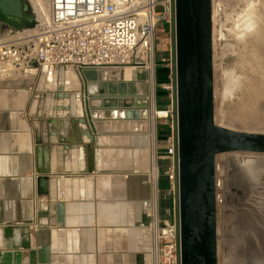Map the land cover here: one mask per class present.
I'll return each instance as SVG.
<instances>
[{
  "label": "crops",
  "instance_id": "0c3cea01",
  "mask_svg": "<svg viewBox=\"0 0 264 264\" xmlns=\"http://www.w3.org/2000/svg\"><path fill=\"white\" fill-rule=\"evenodd\" d=\"M157 65L158 85L164 88L172 83L171 74L168 81L163 70L167 64ZM84 74L100 85L102 98L119 97L121 82L106 81L115 75L105 71ZM82 75L57 68L49 82L39 73L34 90L28 88L31 79L21 84L18 79L0 82V264H121L115 252L123 246L129 251L137 248L133 230L138 221L137 147L145 122L94 120L99 132L91 134L92 141L77 98L83 95ZM44 80L50 85L46 89ZM98 113L103 115V110ZM123 143L130 147L124 175ZM165 148L166 139L161 138L159 150ZM161 165L164 168L166 161ZM40 177L44 179L41 184ZM140 187L146 204L152 188L144 183ZM163 193L173 202L168 190ZM123 196L128 210L125 219L131 227L124 242L120 228ZM60 202L65 205L63 226L58 222ZM43 248L49 249L48 262L42 260ZM130 264H138L137 255L133 260L131 255ZM149 264H154L153 255Z\"/></svg>",
  "mask_w": 264,
  "mask_h": 264
},
{
  "label": "built area",
  "instance_id": "2783aa9c",
  "mask_svg": "<svg viewBox=\"0 0 264 264\" xmlns=\"http://www.w3.org/2000/svg\"><path fill=\"white\" fill-rule=\"evenodd\" d=\"M25 1L34 17L32 26H13L0 17V82L18 79L21 84L31 79L29 90H34L39 73L49 81L57 68L85 73L123 72L132 67L135 74L150 72L154 77L159 26L174 28L175 22V0ZM173 62L171 80L175 76V51ZM171 87L172 83L164 86ZM147 110L154 124L149 132L154 163L148 171L153 194L146 204L148 220L142 227L149 231L154 264H181L176 116L161 152L157 121L168 119L173 109H159L151 103ZM157 159L166 161L164 173L173 197L170 220L160 213L161 169Z\"/></svg>",
  "mask_w": 264,
  "mask_h": 264
},
{
  "label": "water",
  "instance_id": "95a60500",
  "mask_svg": "<svg viewBox=\"0 0 264 264\" xmlns=\"http://www.w3.org/2000/svg\"><path fill=\"white\" fill-rule=\"evenodd\" d=\"M0 17L13 26L34 24L25 0H0ZM213 44V0H175L181 264H218L217 156L229 152L264 153V133L238 131L216 123ZM82 74L83 95L77 98L81 99L84 123L90 128L86 132L92 141L95 137L91 134L99 132L94 120L118 119V111L124 112L121 119L145 121L148 118L144 96L133 94L126 81L118 79L119 97L102 98L100 85ZM98 109L103 110V115ZM43 180L40 177L39 183ZM57 208L58 222L63 226L65 205L60 202ZM165 218L170 220L169 210ZM260 240V243L256 241L259 251L249 264H264V238ZM41 254L42 260L48 262L49 249L43 248Z\"/></svg>",
  "mask_w": 264,
  "mask_h": 264
},
{
  "label": "rangeland",
  "instance_id": "374dc122",
  "mask_svg": "<svg viewBox=\"0 0 264 264\" xmlns=\"http://www.w3.org/2000/svg\"><path fill=\"white\" fill-rule=\"evenodd\" d=\"M249 6H252L251 9ZM263 7L264 0H213L215 120L218 125L238 131L264 133V112H261V108L254 111L250 116L252 118L248 115L249 118L246 121H239L232 115H235L240 109V105L245 102L254 80L253 77L257 74L254 57L259 53L257 40H260L264 33ZM251 10L252 12H250ZM247 17L253 19L254 22ZM244 22L245 26L243 25ZM174 51V28L161 24L156 37V65L162 62L174 70ZM105 72L107 74L115 73L107 70ZM138 75H141V78H138ZM106 79L107 82L109 80L118 82V79L126 81L119 72L118 76H107ZM153 81L154 85L152 86L149 72H147L137 73L130 81L126 82L133 94L139 93V96H144V100L149 106L153 99L154 104L156 103V89L158 87L156 75H154ZM171 82L172 87L167 89L170 93V104L165 109L172 107L173 111L168 119H158L157 125H173L175 121L174 75ZM41 83L44 89L50 86L45 80ZM120 112L117 114L119 118L122 117L121 114L124 115L123 111ZM256 112L258 113L256 114ZM255 115L259 117L256 118ZM144 122V133L143 136H139L137 147L139 198L136 210L138 221L137 226L133 227V230L137 232V248L129 251L123 246L122 251L115 252L117 258H121V264H130L131 255L132 260L133 256L137 255L138 264H149V255H152L151 250L149 253V231L142 227V224L148 220L145 208L149 201L146 204L143 203L142 187L140 186L143 183L150 185L148 171H151L154 163V149L149 138V132L153 130L154 124H152L149 114ZM129 154L130 147H125L123 143L121 150L122 175L126 173ZM157 162L161 168V163L164 161L157 159ZM216 162L217 182L219 183L217 185L218 264H249L256 251H259L256 241L258 240L260 243V239L264 238V153H223L217 156ZM162 195L160 192V200ZM124 198L125 196H123V217L120 226L123 232V242L128 236L125 235V232L131 228L129 220L125 219L128 210ZM142 228L143 230H140ZM107 254L109 253L107 252Z\"/></svg>",
  "mask_w": 264,
  "mask_h": 264
},
{
  "label": "bare ground",
  "instance_id": "6f19581e",
  "mask_svg": "<svg viewBox=\"0 0 264 264\" xmlns=\"http://www.w3.org/2000/svg\"><path fill=\"white\" fill-rule=\"evenodd\" d=\"M263 6V5H262ZM250 7V6H249ZM252 7V6H251ZM251 7H250V9H251ZM264 8V7H263ZM261 10V9H260ZM250 12H252V10L250 11ZM249 12V13H250ZM260 12V11H259ZM247 13V15H249L248 14V12H246ZM253 16L255 15V14H252ZM260 16H262V14H260ZM245 17V16H244ZM247 18H249V17H247ZM247 18H245V19H247ZM253 18V17H252ZM256 18V17H255ZM263 18V17H262ZM250 19V18H249ZM248 19V20H249ZM261 19V18H260ZM251 21L253 20V19H250ZM247 21V20H246ZM253 22H254V20H253ZM258 21H256V23H257ZM242 23H243V21H242ZM241 23V24H242ZM250 23V22H249ZM259 23V22H258ZM251 24H253V23H251ZM260 24V23H259ZM262 24V23H261ZM264 24V23H263ZM244 26L246 25L245 24V22H244V24H243ZM251 26V25H250ZM255 26V25H254ZM237 27V26H236ZM257 27H259L258 25H257ZM244 28V27H243ZM257 29V28H256ZM255 30V29H254ZM259 34V33H258ZM245 37V36H244ZM260 38V37H259ZM258 38V39H259ZM256 40V39H255ZM258 42V45H257V47L259 48L258 50H256V51H258L259 53H257L256 54V57H254V60L256 61V64H255V69H256V72H257V74H255V76L253 77L254 78V80H253V82L251 83L252 85L250 86V91H248V97L247 98H245L246 100H245V102L242 104V105H240L241 107H240V109L239 110H237L238 112L234 115V114H232L233 115V118H235V119H237V120H239V121H246V120H248V118L254 113V111H257V110H260V108H261V112H264V33L262 34V37L260 38V40H257ZM252 42V41H251ZM255 44V43H254ZM255 49H257V48H255ZM255 51V50H254ZM254 61V62H255ZM253 62V63H254ZM68 71H70V70H68ZM67 71V72H68ZM107 71H112V70H107ZM250 71H251V69H250ZM66 72V73H67ZM254 73V72H253ZM253 73H251V74H253ZM69 75V74H68ZM112 75H115V76H118V73H113ZM149 75H150V81H151V85L153 86L154 85V81H153V75L149 72ZM122 76L124 77V79L126 80V81H130L132 78H133V76H135V71H134V69L132 68V67H126L125 69H124V71H123V74H122ZM251 77V76H250ZM252 78V77H251ZM248 86V85H247ZM244 99V98H243ZM152 100V99H151ZM263 101V102H262ZM153 105H154V99H153V101L151 102ZM226 112V111H225ZM258 112H256V114H257ZM260 113V112H259ZM149 114V113H148ZM230 114V113H229ZM262 114V113H261ZM248 115H249V117H248ZM259 115V114H258ZM256 116V115H255ZM261 116V115H260ZM263 116H264V113H263ZM231 117V116H230ZM259 117V116H258ZM257 116H256V118H258ZM250 118H252V117H250ZM255 118V117H254ZM255 118V119H256ZM264 119V118H263ZM264 122V121H263ZM154 151V150H153ZM263 174V173H262ZM249 180V179H248ZM252 180V179H251ZM250 180V182H252ZM260 180V179H259ZM258 180V181H259ZM261 182V181H260ZM256 183V182H255ZM262 183V182H261ZM261 183H260V185H261ZM256 186V185H255ZM254 187V186H253ZM251 188V187H250ZM255 188V187H254ZM138 216V215H137ZM132 219V218H131ZM136 220V219H135ZM140 230H143V228L142 229H140ZM147 231V230H146Z\"/></svg>",
  "mask_w": 264,
  "mask_h": 264
},
{
  "label": "trees",
  "instance_id": "16d2710c",
  "mask_svg": "<svg viewBox=\"0 0 264 264\" xmlns=\"http://www.w3.org/2000/svg\"><path fill=\"white\" fill-rule=\"evenodd\" d=\"M164 25V24H162ZM159 65H156V82L159 83ZM164 72L166 73L167 80L169 81V75L171 74V70L169 67H163ZM156 104L159 109H165L170 104V93L167 89L162 88L158 85L156 89ZM171 133V126L168 125H157V135H158V147L160 148V139L164 138L167 139V137ZM161 151V150H160ZM164 151V150H163ZM161 179L159 182V189L161 194V200H160V213L164 217L166 215V210L172 209V200L170 197H164L163 191L169 190V181L164 173V168L161 166Z\"/></svg>",
  "mask_w": 264,
  "mask_h": 264
}]
</instances>
